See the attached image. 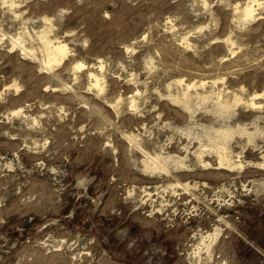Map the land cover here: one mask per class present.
<instances>
[{"label": "rangeland", "instance_id": "1", "mask_svg": "<svg viewBox=\"0 0 264 264\" xmlns=\"http://www.w3.org/2000/svg\"><path fill=\"white\" fill-rule=\"evenodd\" d=\"M0 264H264V0H0Z\"/></svg>", "mask_w": 264, "mask_h": 264}, {"label": "bare ground", "instance_id": "2", "mask_svg": "<svg viewBox=\"0 0 264 264\" xmlns=\"http://www.w3.org/2000/svg\"><path fill=\"white\" fill-rule=\"evenodd\" d=\"M258 1V0H257ZM249 5V4H248ZM254 6V5H253ZM245 12L247 13L246 16L248 18H253V9L252 7H248L246 8ZM42 39V38H41ZM44 42V41H43ZM46 51L48 53V57H49V60H48V64H50L51 62H54V63H58L59 61H62L63 58L67 55V47L66 45L64 44H53V42H49V41H46ZM69 51V50H68ZM83 67V66H82ZM79 68H81L79 66ZM99 85V84H98ZM189 95V94H188ZM191 95V94H190ZM183 101V100H182ZM227 104V103H226ZM228 106V105H227ZM189 107V106H187ZM223 108V107H222ZM227 134V133H226ZM222 157V156H221ZM223 163V162H222Z\"/></svg>", "mask_w": 264, "mask_h": 264}]
</instances>
